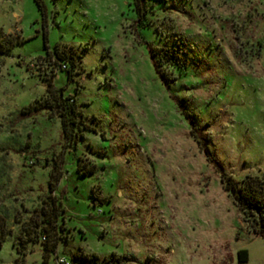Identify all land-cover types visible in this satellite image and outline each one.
<instances>
[{"label": "rangeland", "instance_id": "rangeland-1", "mask_svg": "<svg viewBox=\"0 0 264 264\" xmlns=\"http://www.w3.org/2000/svg\"><path fill=\"white\" fill-rule=\"evenodd\" d=\"M41 1L0 0V31L22 39L0 56V264H42L53 244L47 264H264L221 179L264 184V0ZM43 33L79 56L71 81ZM51 72L83 117L75 145L43 108Z\"/></svg>", "mask_w": 264, "mask_h": 264}, {"label": "trees", "instance_id": "trees-1", "mask_svg": "<svg viewBox=\"0 0 264 264\" xmlns=\"http://www.w3.org/2000/svg\"><path fill=\"white\" fill-rule=\"evenodd\" d=\"M37 9L43 13L44 6L41 0H32ZM141 1V0H139ZM142 2V1H141ZM137 20L136 23L140 24V10L135 9ZM132 31L135 32V29ZM43 50L44 55L46 57H51V65L52 67H56V69L60 72H65L66 81H71V77L75 72V61L79 59V56H72L68 53H65V50L61 48L59 44H55L51 49L46 45V36L43 33ZM22 42V39L18 36V34L13 37L10 34H4L0 31V56L5 55L13 45L19 44ZM150 50V59L152 61V66L158 76L162 79L165 76L163 73H158L155 61L153 59L154 49L149 47ZM76 59V60H75ZM53 77L52 72L49 77L45 79L46 83V94L49 99V104H45L43 108H46L50 111H55L59 118L60 129L62 136L66 142V145H75L79 139H83V134L80 133V130H84L86 127L83 123V117L79 113L77 106L74 100L71 97L65 96L63 94V89H55L52 86L51 78ZM196 127L192 125L190 127V135L194 138L199 148L205 154L208 162L214 164L216 166V162L212 153L208 149V147L204 146L196 132ZM55 165H53L52 170L49 173L48 180V193L51 194L54 192L57 182L61 179V171L58 167L56 169ZM78 170V167H77ZM79 171V170H78ZM85 174V173H81ZM222 181H225L224 188L230 193L231 197L234 200V204L238 209L239 213L242 215L244 222H249V224L254 229V235L258 237L264 238V219L262 217V213L264 212V184L256 179L245 178L241 181L234 182L230 178H225L222 175ZM48 198V197H47ZM48 207L47 213H43L42 222L46 226H51L54 219L57 218L58 213L61 211V203L59 198L56 200L52 198L51 201L46 202ZM46 216V217H44ZM51 217V218H50ZM46 218V219H44ZM43 231L45 229L43 228ZM9 234V230L6 229L5 220L0 217V245L4 242L6 237ZM43 242L46 241V237H42ZM55 253V244L51 245V247L44 245L43 255H42V264H47L48 256ZM246 251L239 250L236 252V259L239 263L246 262ZM79 257H82L85 260L93 259L97 260V257L93 254L87 255L83 254L81 251L78 253L72 254L71 258L74 261H77Z\"/></svg>", "mask_w": 264, "mask_h": 264}, {"label": "built area", "instance_id": "built-area-1", "mask_svg": "<svg viewBox=\"0 0 264 264\" xmlns=\"http://www.w3.org/2000/svg\"><path fill=\"white\" fill-rule=\"evenodd\" d=\"M43 239V238H42ZM57 263H61V264H63L64 263V260L63 259H58L57 260Z\"/></svg>", "mask_w": 264, "mask_h": 264}]
</instances>
